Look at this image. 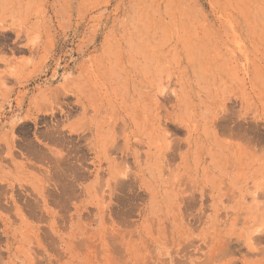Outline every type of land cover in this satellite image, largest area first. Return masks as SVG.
Returning <instances> with one entry per match:
<instances>
[{
  "label": "rangeland",
  "instance_id": "1",
  "mask_svg": "<svg viewBox=\"0 0 264 264\" xmlns=\"http://www.w3.org/2000/svg\"><path fill=\"white\" fill-rule=\"evenodd\" d=\"M0 264H264V0H0Z\"/></svg>",
  "mask_w": 264,
  "mask_h": 264
},
{
  "label": "crops",
  "instance_id": "2",
  "mask_svg": "<svg viewBox=\"0 0 264 264\" xmlns=\"http://www.w3.org/2000/svg\"><path fill=\"white\" fill-rule=\"evenodd\" d=\"M6 186V185H5ZM2 200V199H1Z\"/></svg>",
  "mask_w": 264,
  "mask_h": 264
}]
</instances>
